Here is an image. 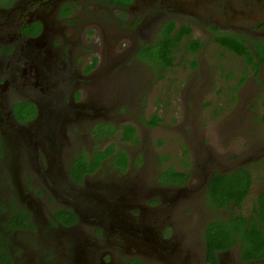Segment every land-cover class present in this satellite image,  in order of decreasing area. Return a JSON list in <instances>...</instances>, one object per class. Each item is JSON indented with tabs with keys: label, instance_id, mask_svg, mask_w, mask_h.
Instances as JSON below:
<instances>
[{
	"label": "flooded vegetation",
	"instance_id": "flooded-vegetation-1",
	"mask_svg": "<svg viewBox=\"0 0 264 264\" xmlns=\"http://www.w3.org/2000/svg\"><path fill=\"white\" fill-rule=\"evenodd\" d=\"M68 1L0 2V264H74L73 258L77 248H83V254L87 256L81 264L110 262L113 258H118L124 264H146L145 258L137 255V252L123 253L128 240L134 246H141L148 240L147 234L151 233L154 227H145L143 221L155 224V230L159 233L166 229L159 240L166 245L157 249V260H160V264H167L173 259H183L185 264H207L206 260L209 263L211 260V264H264V249L258 248L259 240L249 239L250 232L253 231L254 236L257 234L264 240V207L260 204L264 192V112L258 116L256 108L252 107L248 113H244V120L247 119L248 124L258 125L257 129L260 130L255 132L259 142L256 147H252L250 157L223 160L217 154L211 157L207 150L209 157L207 156L208 159H205L203 164L200 162L202 173L199 176L186 173L184 178L178 180L170 178L164 172L170 169L177 173L185 172L170 166L159 171L155 178L159 186L152 188L173 191L172 201L181 205L168 211V214L158 213L148 206L145 196L152 189L147 186L148 183H140L139 188H134L137 182L130 179L131 175L128 174L122 175L119 180L123 184H115L111 176L103 183L96 180L101 167L106 163L117 171H124L129 167L130 160L124 150L128 163L125 169H120L113 163L114 157H94L96 152H102L107 147L95 148L86 154L85 158L82 153L73 155L72 158L62 157L63 150L68 146L66 135L63 134L65 129H73L75 124L85 122L91 117H100L102 120L104 117L101 115L106 114L115 105L111 101H102L104 103L101 106L98 93L93 94L92 101H80L79 92L75 95V91H72L70 96H67L66 90L61 87L64 82L68 83L67 85L75 83L74 80L78 84L82 82L81 78L94 83L90 76L94 79V76L100 73V69L95 71L97 67L94 70L89 69V74L84 71L77 73L74 69L72 53L83 44V39L80 36L74 40L71 39L72 35L67 37L64 34L65 21L76 16L74 11L71 12ZM126 1L123 3L119 0H107L105 4L109 9L113 7L116 11L128 12L130 15L134 4L137 3L136 0ZM180 4L187 6L180 2L172 3L171 0H159V3L153 4L142 3L140 11L134 14V19L138 20L130 26V30L149 34L154 29L152 24L159 23L152 34L157 38H154L155 41L159 40L162 30L169 22H173L178 31L183 25H177L173 19L165 21L162 9L174 11L175 8H182ZM153 9L152 14H149ZM184 10L193 13V9ZM205 11L207 8L204 9V5L194 9V13ZM216 20L220 27H223L222 21ZM110 30L109 25L104 27L103 33L107 43L111 41ZM216 32L220 31L216 29ZM249 32L228 30L217 37L234 34L247 40H264L261 29H251ZM192 34L193 30L190 29V34L184 35L182 39L199 41L202 45L199 39L191 38ZM151 43L143 42L138 45L137 53L143 45ZM97 46L99 41L94 40L92 48L96 50ZM248 48L253 52L251 46L248 45ZM94 64L95 58L92 62V65ZM257 65V76L262 78L263 68L259 63ZM248 68L250 75L255 78L257 70H253L252 66ZM55 69H60L62 73L60 82H53L58 79L53 77L58 74L53 71ZM113 75L115 74L111 73L107 79L111 82L109 86L114 85ZM106 77L107 74L104 78ZM261 88L264 95L262 85ZM263 95L258 98L262 107ZM101 120H94L98 122L91 126L94 136L100 137L99 132L103 130L101 128L107 130L112 127L111 123H101ZM124 126L119 129L121 137ZM129 126L135 129L134 126ZM255 134H251L248 139H254ZM8 148L23 151V156L8 160ZM113 152L114 155L117 151L114 149ZM84 161L87 164L96 162L95 167L90 171L76 167ZM233 161L239 163L227 168V164H232ZM215 175L225 181L221 188L236 191L230 193L235 197L241 195L247 182V193L238 204L235 200L226 201L225 206L220 207L211 203L208 194L211 192L208 191L207 184ZM194 177L196 181L199 180V184L189 189L187 180L192 179V184ZM63 188L66 189L65 193ZM111 188L115 189L114 197L106 195V189ZM252 188L257 189L253 200L247 206L243 205L245 199L251 195ZM134 191L139 195L133 198L131 195ZM74 193L84 194L86 200L75 202ZM197 196L205 203L208 218L200 225L198 238L193 242L183 228L185 225L180 226L182 223L175 217L182 210L183 203ZM25 198L32 199L27 201L30 206L23 204ZM64 198L70 204L63 205ZM7 199L8 202L5 201ZM139 201L143 204H138ZM54 202L56 204H53ZM92 220L100 222L97 226H92ZM214 220L220 221V224L214 226L219 229H216L217 236L224 237L230 246L215 250L213 260L211 256L209 258L204 236L206 227ZM134 221L138 223L134 225ZM167 230H171V233ZM213 230L210 231L209 241ZM35 235L37 239L34 238ZM136 249L138 251V248ZM24 257L28 259L24 261ZM173 263L178 264L177 261Z\"/></svg>",
	"mask_w": 264,
	"mask_h": 264
},
{
	"label": "rangeland",
	"instance_id": "rangeland-1",
	"mask_svg": "<svg viewBox=\"0 0 264 264\" xmlns=\"http://www.w3.org/2000/svg\"><path fill=\"white\" fill-rule=\"evenodd\" d=\"M2 1L5 0H0ZM106 1H68L71 12L74 11L76 16L65 21L64 34L67 37L72 35L71 39L74 40L80 36L83 39V44L72 53L74 69L77 73L84 71L85 74H89V69L94 70L97 67L95 71L100 69L98 71L100 73L94 76V79L92 75L90 76L94 83L81 78L82 82L78 84L74 80L75 83L67 85L68 83L64 82L61 87L66 90L67 96H70L72 91H75V95L79 92L80 101L87 99L92 101L93 94L98 93L101 106L104 103L102 101L114 102L115 105L106 114L101 115L104 117L103 121L98 118L101 123H111L117 132L106 139L94 136L91 126L98 122L94 121L98 118L91 117L80 124H73V129L67 128L63 131L68 146L63 150L62 157L72 158L78 153L88 155L100 146H113L116 151L124 150L130 160L129 167L124 171H117L106 163L101 167L96 180L103 183L111 176L115 184H123L119 180L122 175L128 174L131 175L130 179L137 182L134 188H139L140 183L142 185L148 183L147 186L151 188L157 186L156 176L160 170L169 166L181 172L191 173V176L201 175L200 162L202 161L203 164L205 159H208L207 150L211 157L217 154L223 160L250 157L252 147H256L259 142L255 132L260 130L257 129L258 125L248 124L247 119L244 120L246 116L244 113H248L252 107L256 108L258 116L264 112V107L260 105L258 99L263 95L259 81L261 78L255 75L253 78L244 60L220 47L214 39L228 30L250 33L251 29H261L264 37V0H171L172 3L180 2L187 6L180 4L182 8L174 7V11L162 9L163 19L165 21L173 19L177 25L191 27V31L193 30L191 38L202 41V48L196 54L191 53L185 47L187 39H182L179 50L173 54L174 61L169 68L139 60L136 56L138 45L143 42L151 43L153 40L151 44L155 43L157 38L152 34L159 23L152 24L154 29L149 34L130 30V26L136 24L138 20V18L134 19V14L140 11L141 4L159 3V0H136L137 4H134L130 15L128 12L116 11L113 7L109 9L105 4ZM202 5L207 11L194 13V9ZM184 9H193V13ZM153 11L154 9L149 14ZM106 14L108 15L104 17ZM216 19L222 21L223 27H220ZM106 25H109L112 33L110 43H107L106 35L103 33ZM216 29L220 32H216ZM94 40L99 41L96 50L92 48ZM94 58L95 64L92 65ZM53 71L58 73V76L54 74L53 77L58 79L53 82H60L62 78L60 69ZM111 73L115 74L112 77L114 85L109 86L111 82L107 79ZM242 77L243 83L240 82ZM153 117L156 123L149 126L147 122ZM126 124L135 127L136 142L121 141L119 129ZM253 133L256 137L248 139ZM20 156H23V151L17 149L14 151L12 148L6 150L8 160L12 161ZM237 163L233 161L232 164H227V168ZM194 178L192 184V179L187 180L186 185L190 186L189 189L199 184V180L196 181V177ZM63 189L65 193L66 189ZM255 190L257 189L252 188L251 195L245 199L243 205L247 206L253 200ZM172 192L158 187L152 188L145 196V201L154 211L168 214V211L181 206L172 201ZM74 194L75 202L86 200L84 194ZM106 195L114 197L115 189H106ZM137 195L139 193L134 191L131 196L134 198ZM27 201L32 199L23 200V204L30 206ZM66 204L70 203L64 198L63 205ZM138 204L143 203L139 201ZM183 205L175 218L182 223L180 226L185 225L183 228L186 229V234L194 242L198 238L200 225L208 218V210L198 196ZM99 222L92 220L90 225L97 226ZM143 222L147 228L149 225L150 228L154 227V230L147 234L148 240L141 246L131 245L128 240V246H124L123 253L137 252V255L145 258L146 264H160V260H157L159 257L157 249L166 245L159 241L166 229L159 233L155 230L157 228L155 224ZM132 223L136 225L138 222ZM167 232L171 233V230ZM34 238L37 239V235ZM83 253V248L76 249L74 264L84 263L87 256ZM27 259L24 257V261ZM173 261H177L178 264L186 262L183 259H173L167 264H176ZM99 264H124V262L113 258L110 262Z\"/></svg>",
	"mask_w": 264,
	"mask_h": 264
},
{
	"label": "trees",
	"instance_id": "trees-1",
	"mask_svg": "<svg viewBox=\"0 0 264 264\" xmlns=\"http://www.w3.org/2000/svg\"><path fill=\"white\" fill-rule=\"evenodd\" d=\"M123 1V3L127 2L126 0H119ZM175 24L173 22H169L166 26L165 29L162 30V34L159 37V40L155 41V43L150 44V45H143L142 48L139 50V52L136 54L137 58L139 60H144L147 61L148 63H152L156 66L159 67H171L174 61V53L179 50L180 47V42L183 38L184 35L188 36L190 34V28L186 25L180 27L177 29ZM164 33V35H163ZM215 42L222 48H224L226 51L233 53L239 57H242L245 64L248 66H252L253 70L255 71V76H257L258 73V63L262 66L263 68V76L261 78V85L264 88V40H247L243 37H238L234 34H227L224 36H219L215 39ZM248 45L252 47L253 52L248 48ZM186 49L192 53L197 52L202 45L200 44L199 41L195 40H187V45H185ZM258 63H257V61ZM194 66V65H193ZM244 81V78H242V82ZM241 82V83H242ZM263 105H264V97H263ZM156 123L155 117L151 119L150 122H147L149 126H153ZM101 132H99L100 138L105 139V137H112L116 132L117 129L115 127L111 128H101ZM121 141H126V142H136L135 139V129L131 126H124L122 128V137ZM113 146H108L104 151L102 152H96L94 154V157L99 158V159H104V158H113V163L120 169H125L127 166V156L126 154L119 150L113 155ZM87 155L83 154L82 157L85 158ZM96 163V162H95ZM87 164L86 161H84L82 164L77 165L76 167L78 168H83L87 169L90 171L91 168L95 167V164ZM167 176L170 178H176L178 180H181L186 176L185 173H177L174 172L172 169L169 171L164 172ZM170 181V180H168ZM170 182H176L174 180H171ZM180 183V182H179ZM236 183V182H235ZM234 183V184H235ZM225 184V181L221 179V177H216L213 176L209 182H208V191L211 193H208L210 195L211 203L214 206L220 207V206H225L226 201H232L235 200L236 204L239 203V201L245 196L247 193V182H246V187L245 190L241 192V195L238 197L232 196L230 193H235L236 191L225 188H221V186ZM227 196V197H226ZM264 207V192L261 195V203ZM220 224L219 220H214L212 224L206 227L205 230V239L207 241V248L209 252V258L210 256L212 257L211 259L214 258V252L215 250H221L224 248H228L230 246V243H226L224 240V237H218L217 236V230L218 228H214L215 225ZM213 230V235L211 238V241H209L210 238V231ZM217 229V230H216ZM250 240H255L258 239V248L260 250L264 249V240L256 234L254 236V232H250ZM264 253V251L262 252ZM207 264H211L206 260Z\"/></svg>",
	"mask_w": 264,
	"mask_h": 264
}]
</instances>
